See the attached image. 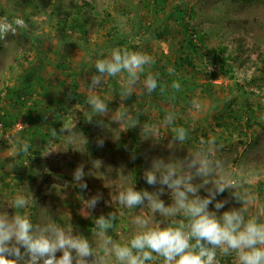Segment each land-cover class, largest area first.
Returning a JSON list of instances; mask_svg holds the SVG:
<instances>
[{"label":"rangeland","instance_id":"rangeland-1","mask_svg":"<svg viewBox=\"0 0 264 264\" xmlns=\"http://www.w3.org/2000/svg\"><path fill=\"white\" fill-rule=\"evenodd\" d=\"M88 1L92 4L90 10L93 18L88 21L89 30L85 39L77 31L73 37L60 40L59 36L51 31L50 12L55 8L56 3L69 8L84 0H0V6L11 17L9 21L19 17L27 25L26 29L18 28L17 35L9 34L5 40H0V88L9 83L10 77L14 76L17 70L29 65L28 62L34 59L39 47L44 50L43 57L47 58L45 69H41L44 76L53 75V69L56 68L59 58L58 50L68 55L71 68L78 69L84 63L88 66V71L83 73L84 77L82 75L78 77L80 87L77 91L81 95H71L70 89L68 92L70 97L66 102L70 112L62 113L59 119L62 126L74 127L76 139L70 141L67 133H61L58 135L59 139L52 140L47 145H40V154L34 162V168L25 171L23 180L8 177L7 180L13 183L7 188L0 185V211L6 210L9 215L17 211L26 215L34 225L55 223L65 231L83 235L89 240L93 250L104 257L105 264H118L114 256H105L101 248V238L94 234L95 225L86 227L83 222L89 220L94 222L96 217L107 216L109 212L115 211L117 219L113 227L109 229L112 232L109 234L108 230L107 236L114 242L125 245L130 243L131 238L138 231L143 230L133 223L137 216L148 221V228L172 227L175 219L183 221L182 214L165 218L158 212L153 213L147 206L146 200L144 205L137 208H125L118 203L116 197L120 191L128 187L134 188L136 172L143 183L142 191L157 192L160 185H149L143 178L144 171L151 168L152 158H163L166 162L171 161L178 165L190 153L200 150L202 140L208 141L214 138L213 155L214 158L223 162V174L226 178L237 180L240 184L239 191L246 194L250 201L248 205H241L230 193L218 195L217 200H227L228 203L217 212V216L223 211L239 207L248 208L245 213L246 220L264 213V200L258 196L257 191H252L249 187L264 180V120L260 119L264 115V96L257 99L255 95L250 99L249 103L254 108V114L249 122L244 119L241 122L242 126L238 125V129H224L216 122L215 108L213 106L210 108L213 100L198 95L188 118V139L183 144L172 145L174 137L172 128L175 125L165 124L166 116L160 115L158 111L157 114H148L146 110L142 114L139 113L140 98L137 101L122 102L119 91L113 86V77H106L105 82L97 88L91 86V77L98 74L94 69L96 59L108 58L111 51L118 48L112 46L113 48L98 50L95 54L87 48L102 42L103 37L100 33L111 25L106 13L114 14L115 24L121 30H128L131 25L127 15L121 12V6L116 4V1ZM183 1H186L194 11L193 25L207 34L208 46L227 48L224 53L218 51L216 54H207L202 58V62H207L215 60L213 56H218L219 61H223L225 57L227 69H230L228 73H219L215 77L217 98L221 99H216V105H222L228 98L235 103L233 107L236 109L241 102H245L243 96L235 94L237 86L243 87L248 92L262 88L261 94H264V0ZM105 17L108 22L103 26L102 20ZM50 32L52 33L49 34ZM138 50V52L157 57L169 52L165 41L152 36L145 37ZM210 64L209 68L216 67L215 64ZM58 77L65 80V85L68 87L72 73L69 69L59 70ZM119 77L123 75L119 74ZM119 80L121 85L126 82ZM53 83L55 84L56 81ZM133 91L140 94L138 88H134ZM88 95L98 96L109 106V114L94 117V120H103L102 128L87 121L92 114V109L87 105L86 100H81ZM27 97L30 98V96ZM124 111H127L132 118L138 117V125L135 128L122 131L129 121L125 120L123 124L112 121V116ZM20 125L21 123L17 124L18 127ZM152 125L158 128L159 135L152 139H145L146 133L143 128ZM15 129L17 127H14L13 131ZM132 130L136 133L137 139L132 137ZM98 138L104 139L103 147H97ZM8 142L5 151H0V155L14 156L16 148L14 138L11 137ZM48 151L50 154L45 156L44 154ZM133 156L135 159L132 158ZM81 164L85 173L83 180L88 185L83 191L76 187L73 181V173ZM5 170L7 172L10 169L6 166ZM193 183H201L200 178H195ZM207 187L211 185L199 190L202 197L207 195ZM98 193L100 198L95 208L84 209L85 201ZM17 194L29 200L27 207L22 209L10 207ZM160 198L166 205L172 203L167 189ZM82 210L90 211V215H83ZM209 210L216 211L214 204L209 205ZM260 222H264V215H260ZM58 255L61 253L58 252ZM217 259L219 264H237L235 253L222 256L217 251ZM146 264H163V260L160 258L156 261H148Z\"/></svg>","mask_w":264,"mask_h":264},{"label":"clouds","instance_id":"clouds-1","mask_svg":"<svg viewBox=\"0 0 264 264\" xmlns=\"http://www.w3.org/2000/svg\"><path fill=\"white\" fill-rule=\"evenodd\" d=\"M22 18L16 17L9 21L8 17L0 18V40H5L9 34H18V28H26ZM154 63L153 58L142 52L130 51L128 48L113 49L108 58L97 59L95 69L98 73L91 77V86L99 87L105 78L115 77L126 73L127 80L121 85L119 98L123 102L133 94V90L141 80L146 66ZM169 74L174 75L175 70L168 69ZM159 74H157L158 76ZM143 87L148 93L158 88L156 76L147 75L143 81ZM160 87L161 93L165 88ZM171 88L180 90V84L173 81ZM86 103L92 109L87 121L97 127H104L101 119L109 114V106L96 95H88ZM195 105V101H193ZM264 120V115L260 117ZM128 120V125L122 130L135 128L138 125V117L132 118L127 111L119 112L112 116V121L123 124ZM175 116L172 113L166 115L164 123L172 125ZM145 139L159 135L155 125L144 126ZM174 133L172 145L183 144L188 139L187 130L184 127H173ZM53 130V135H56ZM60 133H67L70 141L76 139L74 127L63 125ZM97 147L104 146V139L98 138ZM202 147L195 153H190L177 165L163 158H152L151 168L146 169L143 178L147 184L160 185L157 192L147 190L138 191L128 187L120 191L116 197L118 203L125 208H137L144 205L153 213H159L162 217H170L182 214L186 222H181L175 227L148 228V221L141 216L135 217L133 223L139 226L138 231L129 244L121 245L107 236L109 229L113 227L117 219L115 211L107 216L101 215L94 219V234L101 238V248L107 257L114 256L118 264H146L148 261H156L162 258L163 264H219L217 251L220 255L228 256L236 254L237 264H264V222H260L261 213L251 219H245L247 207L232 208L223 211L217 216V212L224 208L227 200H217L218 195H223L227 190L231 196L241 203L248 205L246 194L239 191L240 184L237 180L226 178L223 174V162L214 158L213 146L215 139L201 141ZM29 145L23 144L22 151L27 152ZM50 151L44 155H49ZM135 159V156L132 157ZM85 173L83 165H78L73 173V181L80 190L87 189L84 182ZM195 178H200L201 183H193ZM207 187V195L201 196L199 190ZM168 190L172 203L166 205L160 198ZM100 194L85 201L84 209H94ZM29 200L17 194L10 207L22 209L27 207ZM214 204L216 211H210L209 205ZM83 215H90V211L82 210ZM194 241V242H193ZM61 255L57 256V253ZM155 253V255H153ZM93 258L89 260V258ZM0 264H105V259L93 250L89 240L83 235L65 231L55 223H42L34 225L31 220L19 212L9 215L6 210L0 211Z\"/></svg>","mask_w":264,"mask_h":264},{"label":"trees","instance_id":"trees-1","mask_svg":"<svg viewBox=\"0 0 264 264\" xmlns=\"http://www.w3.org/2000/svg\"><path fill=\"white\" fill-rule=\"evenodd\" d=\"M113 1H116V4L121 6V12L127 15L131 28L121 30L115 24L114 14L107 12L106 15L111 23L110 27L100 33L101 37H103L102 42L96 43L92 47L87 46L88 49L94 54L101 49L113 48L112 46L121 49L128 48L130 51L138 52L142 40L151 36L165 41L169 48L168 53H162L159 57L147 54L153 58L154 63L146 66L140 82L135 86V88L140 90V94H136L133 91L132 96L127 99V101L131 102L140 98L139 113L142 114L144 110L148 114H157L158 111L162 116L172 113L175 116L173 123L175 127H184L188 133V118L194 105L193 101L196 102V97L200 95L213 100L210 108L212 106L215 108L217 112L216 122L224 129H238V125L242 126L241 122L244 119L247 122L250 121L254 114V108L249 103L250 99L255 95H257V99L263 98L264 94H261L262 88L258 91L252 90L248 92L243 87L237 86L235 94L243 96L245 102H241L236 109L233 107L235 103H232L228 98L225 101L222 100L224 101L222 105H216V99H221L217 98L218 94H216V84L214 83L215 77L219 73H228L230 69H227L225 61L227 59L225 57H223V61H219L218 56H213L216 59L207 62L205 60V62H202V58L207 54H216L218 51L224 53L227 48L223 46L210 48L208 46L207 34L193 25L194 11L186 1ZM239 1L250 2L252 0ZM91 7L92 4L88 0H84L82 3L77 2L69 8L56 3L55 8L50 12L51 31H54L60 40L66 37H73L77 31L85 39V35L89 30L88 21L93 18ZM5 16L11 19L6 10L0 6V18ZM102 22L104 26L108 22L107 18L105 17ZM113 43L116 45H112ZM43 53L44 50L39 47L35 52L34 59L28 62L29 65L17 70V73L10 77L9 83L0 88V151H5L11 137L14 138V143H16L14 156L0 155V185L5 188L13 183L11 180H7L8 177L23 180L25 171L34 168V162L40 154V145H47L52 140L59 139L58 135L61 134L60 129L62 127L59 120L60 116L62 113L67 114L70 112V107L66 104L70 97L68 92L71 89V95H81L77 91L80 87L78 77L80 75L84 77L85 74L83 73L88 71L87 63H84L78 69L71 68L68 55L58 50L57 69H53L51 77L49 75L48 77L44 76L41 69H45L47 58L43 57ZM210 63L216 64L217 70L209 68ZM169 68L175 70L174 75L169 74ZM66 69H69L70 73H72L68 87L65 85V80L58 77L59 70L65 71ZM121 74L123 77L118 78V75L113 77V86L117 91H120L121 88L119 79L127 80L126 73ZM149 74L157 77L158 85L165 88L164 93H161L159 86L152 93H148L144 89L142 81ZM157 74L159 75L157 76ZM53 81H56V83L54 84ZM173 81L179 82V91L171 88ZM27 96H30V98ZM256 97L255 100H257ZM85 100L86 98H83L81 101ZM259 106L261 108V105ZM18 123H21L20 127L17 126ZM14 127H17V129L13 131ZM54 129L57 132L56 135H53ZM132 137L137 139L133 130ZM25 143L29 145L27 152L21 150ZM6 166L10 169L7 172L5 170ZM26 176L30 177L29 175ZM134 178V188L142 191L143 183L137 172ZM249 187L252 191H257L258 196L264 200V180L259 181L256 185H249ZM226 193L230 192L226 190L223 195ZM79 219L81 218L79 217ZM181 222H186L185 218L183 221L175 219L172 227L178 226ZM83 225L93 227L94 222L89 220L88 222H83ZM111 232L109 230V234ZM74 234L76 233L74 232ZM91 259L93 258L90 257L89 260Z\"/></svg>","mask_w":264,"mask_h":264},{"label":"built area","instance_id":"built-area-1","mask_svg":"<svg viewBox=\"0 0 264 264\" xmlns=\"http://www.w3.org/2000/svg\"><path fill=\"white\" fill-rule=\"evenodd\" d=\"M216 67H211L213 70H217V65L215 64Z\"/></svg>","mask_w":264,"mask_h":264}]
</instances>
